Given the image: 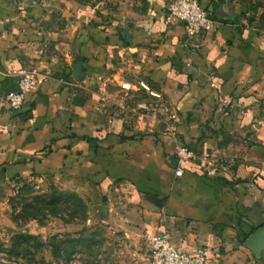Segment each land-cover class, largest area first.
Listing matches in <instances>:
<instances>
[{
    "label": "crops",
    "instance_id": "obj_1",
    "mask_svg": "<svg viewBox=\"0 0 264 264\" xmlns=\"http://www.w3.org/2000/svg\"><path fill=\"white\" fill-rule=\"evenodd\" d=\"M169 1L0 0V186L59 173L117 232L124 264L144 263L160 231L220 264H264L244 244L264 224V38L230 0H199L216 24L187 36ZM32 68L41 82L12 110L4 95ZM140 103L174 113L197 156L181 175Z\"/></svg>",
    "mask_w": 264,
    "mask_h": 264
},
{
    "label": "rangeland",
    "instance_id": "obj_2",
    "mask_svg": "<svg viewBox=\"0 0 264 264\" xmlns=\"http://www.w3.org/2000/svg\"><path fill=\"white\" fill-rule=\"evenodd\" d=\"M230 1L256 7L240 17L264 38V0ZM94 209L57 172L13 176L0 186V264H124L122 239Z\"/></svg>",
    "mask_w": 264,
    "mask_h": 264
},
{
    "label": "built area",
    "instance_id": "obj_3",
    "mask_svg": "<svg viewBox=\"0 0 264 264\" xmlns=\"http://www.w3.org/2000/svg\"><path fill=\"white\" fill-rule=\"evenodd\" d=\"M166 12L165 21H180L187 36H198L213 29L216 24L211 14L199 0H170L166 5ZM15 74L18 75L16 87L8 90L3 100L12 110L17 111L22 107L26 94L39 85L41 75L34 68L15 72ZM136 113L140 119L150 117L166 124L178 163L175 174L181 175V164L190 159H195L197 156L173 134L175 129L173 122L166 119L165 115L167 114L170 116L169 118L174 119V113L162 103H140ZM145 239L147 257L142 264H220L219 261L211 258L205 248L190 251L176 245L172 242L167 231L149 232Z\"/></svg>",
    "mask_w": 264,
    "mask_h": 264
},
{
    "label": "water",
    "instance_id": "obj_4",
    "mask_svg": "<svg viewBox=\"0 0 264 264\" xmlns=\"http://www.w3.org/2000/svg\"><path fill=\"white\" fill-rule=\"evenodd\" d=\"M244 244L250 248L258 249L264 246V224L255 229L245 240Z\"/></svg>",
    "mask_w": 264,
    "mask_h": 264
},
{
    "label": "trees",
    "instance_id": "obj_5",
    "mask_svg": "<svg viewBox=\"0 0 264 264\" xmlns=\"http://www.w3.org/2000/svg\"><path fill=\"white\" fill-rule=\"evenodd\" d=\"M223 0H219V2H222ZM250 8L253 10V11H256V7L255 6H250ZM166 15H167V12H166V14H165V17H166ZM172 161H173V164L174 165H176V163H177V159L176 158H173L172 159Z\"/></svg>",
    "mask_w": 264,
    "mask_h": 264
}]
</instances>
